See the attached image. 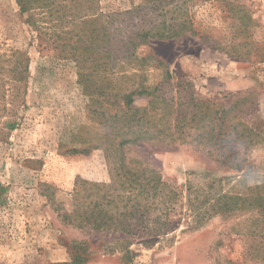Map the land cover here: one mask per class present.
I'll list each match as a JSON object with an SVG mask.
<instances>
[{"label":"rangeland","instance_id":"obj_1","mask_svg":"<svg viewBox=\"0 0 264 264\" xmlns=\"http://www.w3.org/2000/svg\"><path fill=\"white\" fill-rule=\"evenodd\" d=\"M164 5L153 11L144 0H58V11L35 10V24L28 25L15 0H0V264L70 263L76 254L85 264H264V220L251 205L193 228L182 197L168 229L136 232L127 262L122 254L107 252L125 235L73 229L57 217L47 197L53 194V202L69 210L77 179L109 183L110 160L96 145L112 133L97 120L98 109L102 102L114 111L117 95L135 89L140 79L162 88L183 111L191 110L193 99L228 108L252 92L254 112L244 118L253 117L263 143L246 153L240 172L220 167L193 146V130L184 143L168 142L166 132L163 143L128 145V156L148 164L183 196L189 182L205 187L215 181V192L243 196L264 184V62L257 57V44H264V0H166ZM231 5L243 12L236 14ZM175 18L186 19L188 30L167 40L149 37L135 50L149 58L148 65L124 56L128 46L117 29L128 27L133 35L151 22L178 25ZM105 24L112 59L98 72L84 50L74 56L60 47L77 44L91 31L101 34ZM245 27L249 32L240 33ZM149 100L135 96L131 108H143ZM73 148L87 153H69ZM81 239L94 243L86 253L72 250L71 240Z\"/></svg>","mask_w":264,"mask_h":264},{"label":"trees","instance_id":"obj_2","mask_svg":"<svg viewBox=\"0 0 264 264\" xmlns=\"http://www.w3.org/2000/svg\"><path fill=\"white\" fill-rule=\"evenodd\" d=\"M144 1L153 11L165 8L162 2L166 0ZM57 2L58 0H15L20 14L23 17L25 15V23L28 25L35 24L32 14L35 10L50 12L54 8V11H58L59 9L55 7ZM233 9L236 7L231 5L230 10ZM242 12L241 8L235 10L236 14ZM167 21L163 20L155 25L151 22L148 30L139 27L133 35H130L128 27L117 29L124 32L122 35L124 44L130 47L124 50V56L129 59L133 57L139 62V66L144 67L150 63L149 58L137 55L135 50L139 46L146 45L149 37L167 40L179 37L189 28L186 19L175 18L173 21L178 25ZM245 28L239 32L243 34L247 33V30L249 32V29ZM110 37L105 24L102 25L101 34L96 35L91 31L84 40L78 37L77 44L67 43L60 47L73 50L74 56L84 50L85 60L93 63L94 69L98 72V68L107 65L108 59H112L110 51L112 49L108 48ZM86 42L87 45H84ZM231 54L242 58L239 53ZM257 57L258 62H264V44H257ZM113 59L117 61L118 57ZM160 64L162 62L159 61L158 65ZM170 76L166 70L165 77L168 83ZM136 77L143 76L140 74ZM164 93L162 88L148 86L144 83V79H140L135 89L117 95L118 101L113 113L101 102L98 109L100 117L97 120L104 128L111 131L112 136L105 143H97L96 147L102 148L107 160H110L109 183L77 179L71 194L69 210L60 207L56 201L53 202V194L47 195L53 204L51 205L53 209L59 212L57 217L67 226L92 234L125 235V239L117 240L115 246L109 247L107 252L122 254L127 262L130 261L131 238L136 232L141 229H151L155 232L168 229L173 223L171 218L177 207L183 206L182 197H185L187 204L183 214L188 216L187 224L193 228L216 215L240 213L251 208L249 205L255 207L259 217L264 220V184L256 186L251 194L243 196L222 191L215 192V181L206 182L205 187H192L189 182L186 194L183 196L182 190L163 181L159 172L138 157L127 155L128 145L137 147L145 143H163L165 141H161V134L166 132L168 142L173 143L178 140L184 143L187 131L193 130L191 141L193 146L206 151L220 167L240 172L245 166L246 153L263 143L257 133L253 117L251 122H247L244 118L246 112H249V116L254 112L251 108L254 104L253 93L236 97L228 108L222 107L221 104L193 99V103L188 104L190 111L174 108L173 99L168 100ZM135 96H145L150 100L145 107L132 109ZM68 152L85 154L87 148L83 150L73 148ZM90 244H94L93 241L71 240L72 250L79 249L81 253H86ZM86 262L81 254H76L70 263L62 264Z\"/></svg>","mask_w":264,"mask_h":264}]
</instances>
